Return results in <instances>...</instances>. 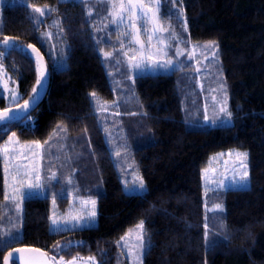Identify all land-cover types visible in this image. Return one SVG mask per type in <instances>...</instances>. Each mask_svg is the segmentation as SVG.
Wrapping results in <instances>:
<instances>
[{
    "label": "trees",
    "instance_id": "obj_1",
    "mask_svg": "<svg viewBox=\"0 0 264 264\" xmlns=\"http://www.w3.org/2000/svg\"><path fill=\"white\" fill-rule=\"evenodd\" d=\"M29 5L42 8L44 16ZM161 11L162 24L174 33H166L173 45L177 40L216 43L231 117H223L229 123L212 126L203 125L202 118L193 120L185 70L136 75L130 89L139 111L132 117L138 121L129 125L125 110L109 111L120 112L126 136L134 131L131 162L145 190L130 194L124 191L110 144L118 130L102 125L90 95L102 101L119 98L128 109L127 97L112 89L100 51L115 41H107L110 31L97 27L94 17L102 14L97 0H6L1 5L0 41L7 36L39 48L50 83L46 98L27 120L13 121L0 134V146L12 133L22 142L41 143L58 127L69 136L84 135L93 167L87 174L94 182L80 187L82 196L96 201L97 224L52 231V196L27 197L19 242L0 241V264L9 250L23 246L40 249L49 258L56 253L67 259L93 256L98 264H128L118 242L138 222L146 235L142 264H264V0H163ZM3 66L18 82L21 98L16 104L28 100L36 82L35 58L12 51ZM7 107L0 97V109ZM233 149L247 153L250 185L206 193L203 171L211 156ZM59 190L52 191L64 211L71 197ZM4 197L0 154V232L14 225L13 208H7L12 202ZM214 203L224 210L208 212ZM58 242L65 245L62 250H56Z\"/></svg>",
    "mask_w": 264,
    "mask_h": 264
},
{
    "label": "rangeland",
    "instance_id": "obj_2",
    "mask_svg": "<svg viewBox=\"0 0 264 264\" xmlns=\"http://www.w3.org/2000/svg\"><path fill=\"white\" fill-rule=\"evenodd\" d=\"M5 2L6 0H0V15H1V5ZM145 3H154V0H145ZM162 4L160 6L161 9H162ZM98 8H99V12L101 11L102 13L100 14V16L94 17V19L99 23V25L97 26L98 29L110 31V33H108L106 37L107 41H109L110 43H113V40L115 41V45H113L110 49L104 50L106 52H113L114 55L112 58L105 59L102 53V57L105 61L104 63L107 67L106 69L108 70V73H109L111 86H112L113 91L115 92V95L117 94L118 97L119 96L127 97L128 104H129L127 107L130 111H128L126 107L120 106L119 98H117V100L115 99L112 101H102L101 100L99 104L107 106V110L115 109V108L118 109V111L120 112L122 110H125V112L123 113L124 115L127 116L126 117L127 119L125 120V122L132 123V125L134 126L138 118L137 117L138 115L136 116L137 117L136 119L135 117H132L134 112L137 113L138 111L136 100L131 90L133 88L134 77L140 74L170 73L174 69L179 68V69L185 70L184 72L187 73V81L190 83V87H189L190 89L188 90L190 91V98L188 100L191 104V107L194 109L193 112L190 109V112L193 114V120L195 121L196 117L202 118L203 121L201 120V123H203V125H210V126L229 123V120L223 119L224 114L219 112L220 106L226 103L227 110L231 113L229 102H228V94H227L226 87H225L226 85H225L222 75H220L218 71L219 70L217 66L218 51H217V45L214 41H210V42H214V47L212 48L205 47V45H208L210 42L204 43V44L190 43L186 45L185 43H182L178 40L179 43L177 45H173V42L169 40V37L166 35V33L157 34L156 36H154L151 42V50L155 52L158 47H163L164 45L160 44L161 40H164L167 43L171 44V47L166 49L168 56L164 57V59H167L169 57L173 59L174 61L173 66L169 68L148 67L139 72H137L136 70L129 71V69L127 68L126 60L122 55V52L129 51V48L125 47L122 50L120 49L121 43L128 45L132 39L131 36L123 37L121 35V33L128 30V27H127L128 22L126 21L124 24H121L119 27H117V25L110 23L111 17L108 16L109 6L98 3ZM93 15L95 16L94 13ZM0 27H1V19H0ZM152 27H153L152 24L150 23L146 24V28L148 30L147 35L142 33L140 36L141 40H143L146 45L148 44V35L152 34L151 32ZM134 47L138 48V46H134ZM177 48H180L181 50H183L185 54L181 56H177L176 55ZM129 54L131 55L132 52L129 51ZM189 54H192L193 58L190 59ZM117 58H119L122 61V63L117 64L116 63ZM161 62L163 61L161 60ZM60 63L62 66L63 63L61 61ZM58 66L60 67V64H58ZM197 67L201 69L199 72L195 70ZM129 76H131L132 78L129 79L128 78ZM5 83L7 84V90L5 89ZM12 90H14L17 93V99L15 101H13L11 97ZM213 96L216 97L215 100H213ZM0 97H3L4 101L9 106L18 103L21 98V93L18 88L17 80L4 66L2 69H0ZM135 107H136V110H135ZM205 115L209 117V120L206 121L204 119ZM217 115H219L221 118L219 120H216L215 123H213L212 121L216 118ZM121 124L124 125V123H121ZM120 128L122 131H124V133L128 134L125 130H123L122 127ZM53 134L54 133H52V135ZM8 137L0 146V154L3 159L4 173H5V159H4L5 154L3 153V148L5 147V142L8 141ZM133 137H134V131H131V137H130L131 141L133 140ZM15 139L18 140L19 142L18 144H15V145L8 144L7 145L10 150L13 148L15 149L14 155L16 156V159L11 160V162L8 165L9 173L7 174L5 173L6 192L9 193L10 195L13 194L12 193L13 186L16 188L20 187V184L14 183L12 179V175H13L12 165L14 164L26 165L27 164L28 167L37 165L34 162L36 161V156L34 155V151L31 150V147L33 148L34 145H32V143H29V142H22L16 137ZM55 139L56 137L54 139H50V137L47 139V140H51L50 145L54 149V155H52V158H53L52 162L48 161L47 159L45 160V166H44V171H43V174H44L43 182H44V185L46 186L47 185L46 176L50 175V172H51L47 169V167H52L53 165H55L56 170L54 171L57 175V179L53 180V185L50 187V189L53 188L57 190L59 188L60 190L58 191V194L60 195L68 194L69 196H73V197L70 198V203L67 209L62 211L58 209L56 200H55V203H53L54 194H52V201H51L52 219H56L58 221V224L56 226H53L51 224V229L52 231H66V230L95 226L97 224L96 204L94 206L96 216L92 220H88L80 226H74V223H75L74 221L72 223H62V221L71 220L73 216H76L78 214L86 215L87 212L92 211L93 206L91 204L83 205L81 201L89 200V199L95 200V199L93 197H81L80 193L83 192V190L81 189V187L74 186L73 175H74V172L76 171L71 164V152L66 147L67 144L64 139H58V142L56 143H55ZM120 145H124V147H120L121 149L118 150L122 154L120 155V157L116 156V163L119 167L118 169L120 171L124 191L127 193H130L128 190H126V184H127V188L131 189V193H140L137 191L138 182H136L135 187L133 186V182L135 181V178L139 176L137 171L133 169V165L131 162L132 159L130 156V151L132 150L133 147L128 146V143H125V142H122ZM230 152L233 153L231 157L228 156V153ZM235 152L246 153L245 151L233 149V150H229V151L222 152V153H216L211 156L208 162V165L205 168L207 169V171L206 172L203 171V185H204V189L206 193H210V192L212 193L214 191H220V190L229 189V188H246L250 185L249 176L243 184L232 182L234 170L236 167V165L234 164V161H235L234 153ZM86 159H87L85 161L86 165L84 168L87 174V171H88L87 165L90 166L91 162L88 158V155ZM54 160L56 161V163L53 164ZM38 163H41V159H40V162ZM247 169H248V165H247ZM69 178H71L72 180L71 184L66 183V181ZM33 179H35V173L33 174ZM236 179L238 180V177ZM221 181H227L229 186L225 188L223 184L221 183ZM144 190H145V186H144ZM26 191L29 193L27 197H32L35 195L41 196L47 193L45 192L44 194H40L39 192L38 194H34L35 192H37V189H31V190L26 189ZM78 191L80 192L78 193ZM23 200H21L20 197L17 196L15 202H12V204H10L11 207L13 208L11 216L14 222V227L16 229H19V234H18L19 237L21 236L20 230H21V224H22ZM16 203H20L21 205L19 210H17L15 207ZM216 205H220L221 207L217 209ZM223 210H224L223 206L218 203H214L212 205L207 206L208 212H217V211L222 212ZM140 223L141 222L134 224L132 227L128 229L126 233H129L130 230L136 231L137 225H139ZM8 229H11V228L8 225H6L5 230H8ZM125 234L122 237H124ZM142 238L144 242L143 248H140L138 246V242L135 240L134 237H131V236L128 237L127 243L121 241V238H120L118 244L122 252L126 256L128 260V264H142L143 263V256H144L145 248H146V235H145L144 224H143ZM61 245L65 247L63 243ZM130 248L133 250V253H134L131 256L129 255ZM52 256H55L57 260L63 257L60 254H56V253L52 254L50 257ZM90 257H93V256H90ZM90 257H77L78 258L77 264H98V261L96 260L95 257H94L95 258L94 262L89 259ZM63 259L64 261H69L72 258L67 259L63 257Z\"/></svg>",
    "mask_w": 264,
    "mask_h": 264
},
{
    "label": "snow or ice",
    "instance_id": "obj_3",
    "mask_svg": "<svg viewBox=\"0 0 264 264\" xmlns=\"http://www.w3.org/2000/svg\"><path fill=\"white\" fill-rule=\"evenodd\" d=\"M85 3H90L91 0H84ZM97 3L108 5V16L111 17L110 23L117 25L119 27L121 24H124L126 21L128 22V30L121 33L123 37L131 36V41L128 45H125L124 43H121L120 49H124L125 47L129 48V51L132 52V54H129V51H123L122 55L126 60L127 68L129 71L136 70L137 72L148 68H169L173 66L174 61L170 57L167 59H164V57L168 56L167 48L171 47V44L167 43L164 40L160 41V44L164 45L163 47H158L155 52L151 50V42L157 34H163L167 33L169 36H173L174 33L171 31V27H165L161 23L162 19V11H161V4L163 3V0H154V3H145V0H97ZM29 7H32L33 13H38L40 17H43L45 12L42 8L36 7L34 5H29ZM50 11V10H49ZM180 14H183V10L181 9ZM89 15H92L91 10L89 11ZM169 19H171V16H169ZM152 24L153 27L151 29L152 34L148 35V44L146 45L143 40H141L140 36L141 34L147 35V28L146 24ZM107 27V25H106ZM48 38H51V33H44L42 34ZM176 43H179L177 40ZM138 46V48L134 47ZM206 48H212L214 47V42H210L208 45H205ZM30 50V52H29ZM12 51L20 52L22 55H27L29 59L32 57L35 58L36 63V82L35 86L32 88V93L28 100H24L23 104H17V107L19 108V111L21 113H26L32 104L34 102H38L40 98V89L43 87L44 81L47 79V69L45 65V59L44 55L41 54L40 49L37 48L34 44H27L26 46L23 44L18 43L14 38H10L5 36L3 38V41H0V69L3 68V60L6 57V54H10ZM103 53V56L105 59H110L113 57V52H106L103 49L100 50ZM184 51L180 48L176 49V55L181 56L184 55ZM189 58H193L192 54H189ZM207 59V58H206ZM161 60L163 62H161ZM116 63L120 64L122 61L117 58ZM197 72H199L201 69L197 67L195 69ZM129 79L132 77L129 76ZM5 89L7 90V84L5 83ZM215 91V90H213ZM94 100L98 101V97H96L95 93L90 94ZM11 97L13 101L17 99V93L12 90L11 91ZM216 97L213 96V100H215ZM97 108L102 111L107 110V106L97 103ZM11 108H5L3 111H0V134H6L7 130L11 126L13 121H18L21 119L27 120V116L25 115L23 118L18 115L12 114ZM219 112L224 114L225 117L230 118L231 113L227 110V104H223L219 108ZM221 117L219 115L216 116V118L212 121L213 123L216 122V120H219ZM204 119L207 121L209 120V117L205 115ZM107 132V129H105ZM16 133H12L11 136L8 137V141L5 142V147L3 148L4 159H5V173H9V163L11 160L16 159V156L14 155L15 149H9L8 144H18V140L15 139ZM35 146L37 148H40L41 145L39 142H34ZM45 143H48V141H45ZM117 147H124V145H118ZM116 156L119 157L121 155L120 151H116ZM23 155V154H22ZM223 155V154H221ZM233 153H228V156L231 157ZM235 161L234 164L236 165L234 174H233V183H241L243 184L248 176L249 172L247 169V153L244 152H235ZM13 169V175L12 179L14 183H19L20 187L16 188L13 186L12 193H5V201H15L16 197L19 196L21 200L26 198L29 193L26 191L31 189H39L42 187L41 184V176L35 169H29L26 165L22 164H14L12 165ZM205 172L207 169L204 170ZM35 173V179H33V174ZM238 177V180L236 179ZM57 179V175L55 172L52 173L51 176L48 177L49 181ZM136 182H138V189L137 191L142 193L144 191V181L142 177L137 176L135 178V181L133 182V186H136ZM7 183V181H6ZM66 183L71 184L72 180L69 178ZM223 186L227 188L228 182L227 181H221ZM126 190H128L131 194V189L127 188L126 184ZM56 197L53 196V203H55ZM81 203L83 205L91 204L93 206V210L90 212H87L86 215H76L71 218L69 221H62V223H72L73 221L74 226H80L83 223H85L88 220H92L96 216V212L94 210V206L96 204L95 200L89 199V200H82ZM16 209L19 210L21 205L20 203H16L15 205ZM221 206L216 205V208L219 209ZM58 224V221L56 219H52V225L56 226ZM207 227V225H206ZM143 222H141L139 225H137V230L132 231L130 230L129 233H126L124 237H121V241L127 243L128 237H134L135 240L138 242V246L140 248H143ZM18 234L19 229H16L13 225L11 229L5 230L3 232H0V241H18ZM227 239V237H225ZM119 243V242H118ZM64 246H62L59 242L55 246L56 250H62ZM16 253H19V259L21 264H77V257H73L69 261H64L63 257H61L59 260L56 259L55 256H52L51 258H48V254L46 252H42L40 249H24V248H17L14 250ZM26 252H35L39 254V258L34 256H25ZM133 250L129 249V255H133ZM7 259V258H6ZM15 259V257H13ZM90 260L94 262L95 258L90 257Z\"/></svg>",
    "mask_w": 264,
    "mask_h": 264
},
{
    "label": "crops",
    "instance_id": "obj_4",
    "mask_svg": "<svg viewBox=\"0 0 264 264\" xmlns=\"http://www.w3.org/2000/svg\"><path fill=\"white\" fill-rule=\"evenodd\" d=\"M100 101L101 100H98V101L95 100L93 106H94L95 111L97 112V115H98L100 121L102 122V125L103 126L109 125V127L111 129L118 130L116 132V134L114 132H112L113 133V142L110 143L112 148L115 149L116 151H118L121 148L117 147V146L120 145L122 142H127L129 144V146L131 144H133L134 138L131 141L130 140L131 135L126 136L124 131H119L120 126H121L120 125L121 124L120 119L123 118L121 116V114L119 112L110 113L109 112L110 109L107 110V112L99 110L97 108V103H99ZM112 123H113V125H112ZM129 124H131V123H129ZM117 126H119V127H117ZM53 133H54L53 135L52 134L50 135V139H54L56 137L55 143L58 142V139H64L66 141V144H67L66 147L71 152V164L74 167V169L76 170V172H74V175H73L74 186L75 187H77V186L78 187H80V186H91L94 181H92V179H90L89 174L84 173L85 169L83 168L86 165L85 161L87 160L86 157L88 155L87 154V140H86L85 136L84 135H76V136L73 135L70 137L68 135V133L65 132L63 127H60V128L58 127ZM47 141H48V143L39 142L41 145L40 148H37L35 146V143H34V142H38V141H30L29 142V143H32V145H34L33 148L31 147V150L34 151V155L36 156V161H34V162L37 165L36 166L33 165L31 167H28V165L26 164V166L29 169H35L42 178L41 179L42 187L37 189V192L34 193V194H38L40 192V194H44L45 192H47L46 194L41 195V197L52 196V194H53L52 189L53 188L50 189V187L53 185V180L49 181L48 177L52 175V172H55L54 170H56L55 165H53L52 167H47V169L51 172H50V175L46 176L47 185L45 186L44 182H43V176H44L43 171H44V166H45V160L47 159L48 161L52 162V160H53L52 155H54V149L50 145L51 140H47ZM83 156H85V157H83ZM40 159H41V163H38V162H40ZM54 163H56L55 160L53 161V164ZM90 167L93 169L92 166L87 165V170ZM79 192L80 191H78V193ZM4 193H6L5 173H4ZM80 194H81V197H85V196H82L84 194V192H81ZM35 196H38V195H35ZM70 197L72 198L73 196H70ZM7 202H9V201H7ZM11 202H15V201H11ZM7 208H8V210L12 209L11 205H9V204H8ZM51 224H52V216H51Z\"/></svg>",
    "mask_w": 264,
    "mask_h": 264
},
{
    "label": "water",
    "instance_id": "obj_5",
    "mask_svg": "<svg viewBox=\"0 0 264 264\" xmlns=\"http://www.w3.org/2000/svg\"><path fill=\"white\" fill-rule=\"evenodd\" d=\"M42 54V53H41ZM45 65H46V69H47V79L44 81L43 83V87L40 89V98L38 100V102H34L32 104V106L30 107V109L26 112V113H21L19 111V108L17 107V105L15 106H12V107H9L11 108L13 111H12V114L13 115H18V116H25V115H28L30 112L34 111L40 104L41 102L46 98V95H47V92H48V89H49V83H50V73H49V70H48V67H47V63H46V60H45ZM20 104H23V102H21ZM4 110V109H3ZM3 110H0V111H3ZM17 248H24V249H36V248H32V247H16V248H13L11 250H9L5 256H4V259H3V264H12V262H15L16 264H21L20 262V259H19V253H16L14 250L17 249ZM42 251V250H41ZM44 252V251H42ZM25 256H34V257H37L39 258V254L38 253H35V252H26L25 253ZM13 257H15V259H13ZM7 258V259H6ZM49 258V257H48Z\"/></svg>",
    "mask_w": 264,
    "mask_h": 264
},
{
    "label": "flooded vegetation",
    "instance_id": "obj_6",
    "mask_svg": "<svg viewBox=\"0 0 264 264\" xmlns=\"http://www.w3.org/2000/svg\"><path fill=\"white\" fill-rule=\"evenodd\" d=\"M5 109V108H4ZM0 110H3V109H0ZM12 264H16L15 262H12Z\"/></svg>",
    "mask_w": 264,
    "mask_h": 264
}]
</instances>
